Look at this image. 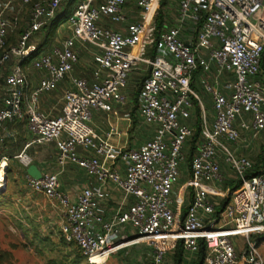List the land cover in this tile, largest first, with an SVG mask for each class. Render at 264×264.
<instances>
[{
    "label": "built area",
    "instance_id": "1",
    "mask_svg": "<svg viewBox=\"0 0 264 264\" xmlns=\"http://www.w3.org/2000/svg\"><path fill=\"white\" fill-rule=\"evenodd\" d=\"M16 1L28 9L18 41L1 56V61L14 56L18 63L6 76L0 128L8 119L26 118L30 138L24 149L53 142L61 167L72 163L99 182L83 185L71 197L61 190L57 173L43 172L39 178L25 174L32 190L59 207L63 239L74 243L90 264H106L110 255L120 250L126 254L139 243L148 246L147 264H163L178 241L190 256L198 250L199 240L204 242V264H264V164L247 175L255 161L234 154L226 144L245 140L242 133L256 139L264 131V83L259 78L264 0H177L175 16L170 5L162 8L172 17V24L165 22L161 30L156 19L161 0H134L137 20L123 30L107 26L104 20L126 21L128 0H80L67 19L70 35L61 46L31 62L42 75L27 101L26 116L21 105L28 78L21 63L37 55L31 38L56 17L67 0ZM10 2L0 6V51L19 22L17 12L9 17L4 14ZM188 22L195 28L183 39L181 32ZM77 43L97 49L91 81L72 75L79 60ZM140 65L145 78L137 108L142 121L158 129L131 148L112 142L119 135L114 127L102 134L96 131L90 125L91 109L111 112L115 105L126 106L129 97L123 89L128 73ZM197 71L200 85L211 97V128L202 100L192 88ZM67 77L71 87L63 91L60 114L44 115L38 110L37 96ZM195 106L199 109V140L190 157L188 179L175 189L181 173L186 172L182 168L186 145L196 129L186 121ZM4 137L1 133L0 141ZM219 153L240 183L216 212L229 190L222 185L227 179ZM13 158L25 168L32 162L24 150ZM8 159L2 155L0 163ZM107 181L123 194L109 218L102 206ZM233 237L242 238L241 244Z\"/></svg>",
    "mask_w": 264,
    "mask_h": 264
},
{
    "label": "rangeland",
    "instance_id": "2",
    "mask_svg": "<svg viewBox=\"0 0 264 264\" xmlns=\"http://www.w3.org/2000/svg\"><path fill=\"white\" fill-rule=\"evenodd\" d=\"M79 1L80 0H71L68 5V11L60 18L57 24H54L53 19L48 20L43 28L31 38V42L37 45L39 51L37 55L21 63L22 69L26 75H28V70H33L39 73L40 76L42 75L41 71L30 66L31 62L33 59L43 54H48L50 52V46L56 39L58 40L57 42H59L62 38H66L64 31L68 30L66 29L68 16L75 9ZM68 2L69 0L65 1L62 4L63 9L60 8L61 11L59 9L57 13H62ZM127 7L130 9L132 8L129 12L135 19L131 23H134L137 20L138 14V9L134 4V0H128ZM16 9L17 11L15 12H17L19 22L17 27L7 36L5 48L0 51V100L5 95L6 76L9 73L10 67L18 63L17 58L14 56H11L7 61H1V56L4 51L6 52L10 46L15 45L18 41L20 30L26 23L28 6H17ZM172 15L175 16V12H172ZM104 22L106 25L107 23H112L109 19L104 20ZM185 27L192 32L195 25L188 22L185 24ZM141 68L142 65L136 69H132L128 73L127 89L129 91V99L133 85L136 83L139 76L142 73L144 74ZM223 76H225V74ZM192 88L202 100L208 126L211 128L214 119V111L212 109L210 94L207 93L202 86L199 87L193 83ZM28 99L29 97L26 96V92L24 91L21 105L24 116H26V104ZM93 110L95 109H91V114ZM245 116L249 118V115ZM186 123L189 127L196 128L199 122L197 123L193 116L186 121ZM24 124L26 125V118L8 119L2 124L0 134L6 128H11L18 131V135L21 136V138L13 142L5 137L0 141V161L2 155L8 157L10 154L19 153L15 152V148L20 146L26 138L25 131L22 127ZM146 125L150 127L151 124ZM152 126L155 130L158 129L156 125L153 124ZM226 144L231 149V143ZM252 145L256 151L252 156L254 157L253 160H255L260 152L264 154V151H262L264 149V131L261 136H258L256 139L252 138L249 147H253ZM78 152L82 153V150L78 148ZM26 154L29 155L28 153ZM218 161L220 164L221 161L224 162L222 154H220ZM187 164V160H185L182 168L186 172L185 174L181 173L178 182L175 184V189H177L180 183L188 179L189 167ZM0 167H4V170H0V264H90L85 257L80 254L74 243L66 242L63 239L60 232V224L63 216L59 207L50 201L44 194L32 190L27 185L24 173L25 167L21 162L17 158L10 157L5 164L4 162L0 163ZM227 168L230 170L228 166ZM230 173L234 176L233 171L230 170ZM234 180L238 182L237 179L234 178ZM109 182L112 184L113 188L116 189L119 203L122 199V191L113 182ZM222 185L224 186V183H222ZM231 191L230 189L226 190V195L222 199H225L227 196L230 197ZM232 239L239 245L242 242V238L239 237H233ZM147 248L148 246L144 243L132 245L129 247V251L126 254H124L123 250H120L117 254L110 255L108 264H112L113 260L118 261V264H147ZM167 260L169 261V258Z\"/></svg>",
    "mask_w": 264,
    "mask_h": 264
},
{
    "label": "crops",
    "instance_id": "3",
    "mask_svg": "<svg viewBox=\"0 0 264 264\" xmlns=\"http://www.w3.org/2000/svg\"><path fill=\"white\" fill-rule=\"evenodd\" d=\"M7 1L9 0H0V6L3 7V5ZM17 6H18V1L11 0L10 7L4 11L5 16L7 15L8 17L12 16L13 13L17 11L16 9ZM60 8L63 9L62 6ZM127 8H128V11H127L128 18L126 21L121 22V23H109V24L107 23V26L113 29L123 30L129 23L133 22L135 19L129 12L132 8L131 9L129 7ZM64 32H65L64 34L65 37H68L70 35L69 29L67 31L65 30ZM190 33L191 31L188 30L184 26L181 32V37L183 39H186L188 36H190ZM63 40L64 39L62 38L59 42H57L58 40L56 39V41H54L53 44L50 46V50L53 47L61 46ZM76 48L79 52V60L77 64L75 65L72 75L78 76V77H86L89 81H91L92 69L94 66L92 57H93V53L97 51V49L90 44L85 45V44H80V43L76 44ZM142 75H145V74L142 73L139 77H141ZM200 76H201V73L197 71L194 74L193 79H192V83L199 87H201L200 82H199ZM40 77L41 76L39 75V73H36L33 70H28V75H27L28 84L25 89L27 97L30 98V95L32 91L34 90V88L36 87ZM263 78H264V74H263ZM221 80L219 81V83H221ZM127 86L125 89H123V93H125L128 96L129 91L127 89ZM70 87H71V83H70L69 78H65L62 81H60L53 90L40 93L37 96L38 110L44 115H47L50 117H55L59 115L62 104H63V99H62L63 91ZM134 90H135V84L132 87V91L130 92L129 103L126 106L115 105V107L113 108L111 112L93 110L91 114V120H90V125L101 134L108 131L110 127L116 128L117 131L119 132V135L114 136L112 138V142L118 145L125 144L127 147H131V148H137L138 146H140L143 142L150 139L152 135L154 134V132L156 131L155 128L152 126L153 124H151L149 127L142 121L140 112L137 108V100H134L131 97ZM193 116H194V111H193ZM127 117H129L130 120H127ZM128 125L130 127L127 130ZM22 127H23V130L25 131L26 138L23 140L20 146L15 148V152H21L24 150V152L28 153L29 156L32 158V162L30 165H34L40 174L43 172L57 173L60 184H61V190L63 192L73 197L82 188L83 185L88 184L91 186H97L99 184V182L97 181L95 177L87 175L83 169H81L80 167L72 163L67 162L64 166L61 167L56 162L57 153H56L55 144L53 142H46L43 144H32V145H29L26 149H24L25 144L30 138V133L28 132V129L25 124L22 125ZM7 129L8 128L3 130L2 132L3 136L5 135L6 138H9L13 142L21 138V136L18 135L19 134L18 131L11 129V128H9L8 130ZM242 136L245 138V140H241L236 144H231L230 145L231 150L236 155H243V156L253 159L254 157L252 156L254 155L256 151L253 145H252L253 147H249V145H251L252 138L247 132L242 133ZM186 146L188 147V144ZM12 155L14 156L16 155V153H13ZM220 165H221V170L226 175V179H234L230 173V170L227 168L226 164L221 161ZM27 168L24 169L25 174L27 173ZM107 182L103 185L104 197L102 201V204H103L102 206L105 210V213H104L105 218H109L112 215L118 203V195L116 194L117 193L116 189L113 188L110 182L109 183ZM146 252L148 254L149 252L148 248L146 249ZM109 259L110 257L108 258L106 264H108ZM112 264H118V261L113 260Z\"/></svg>",
    "mask_w": 264,
    "mask_h": 264
},
{
    "label": "trees",
    "instance_id": "4",
    "mask_svg": "<svg viewBox=\"0 0 264 264\" xmlns=\"http://www.w3.org/2000/svg\"><path fill=\"white\" fill-rule=\"evenodd\" d=\"M71 0H69V2L67 3L65 9L63 10V12L61 13H57L56 17L53 18V22L54 24L58 23L60 21V18L62 16H64V14H66V12L68 11V5L70 3ZM176 3L177 0H161L160 3V10L158 12L157 15V27L159 30H161L162 28H164V24L165 22H167L168 25L172 24V17L169 15L168 12L163 13L162 8L165 7L167 4L171 6V10H173V12L176 11ZM263 70V71H262ZM263 74H264V51L262 52V56H261V70L259 73V78L263 81L264 83V78H263ZM145 75H142L141 77H139V79H137L136 83H135V90L132 94V98L134 100L137 99V94L138 91L140 89L141 83L144 80ZM133 100V101H134ZM135 102V101H134ZM194 117L196 122H199V109L198 106H195L194 109ZM197 125V124H196ZM199 140V128L198 126L196 127L195 131L193 132L192 136L190 137V139L187 141L188 147H187V165L189 167V161H190V157L191 155L194 153L195 151V147H196V143ZM190 143V144H189ZM264 151V149L262 150ZM9 158L13 157L12 154H10L8 156ZM255 161V165L252 169V171L248 172L247 175L253 174L258 172L259 168L261 167L262 164H264V154L262 152H260L257 155V158L254 160ZM240 181L238 180L235 181L234 179H227L224 182V188H228L230 190L235 189L236 187H238ZM229 196L225 197V199H221L219 205L216 208V212H219L222 207L228 202L229 200ZM185 207H183V213H184ZM199 248L198 250L188 256L185 251L183 250V246H182V242L178 241L174 247V249L172 251H170L169 253H167L166 257H165V261L163 264H204V255H205V247H204V242L202 240H199ZM169 258V261L167 260ZM167 260V261H166Z\"/></svg>",
    "mask_w": 264,
    "mask_h": 264
},
{
    "label": "water",
    "instance_id": "5",
    "mask_svg": "<svg viewBox=\"0 0 264 264\" xmlns=\"http://www.w3.org/2000/svg\"><path fill=\"white\" fill-rule=\"evenodd\" d=\"M27 173L30 174L31 176L35 177V178L40 177V173L38 172V170L36 169V167L34 165H30L27 168Z\"/></svg>",
    "mask_w": 264,
    "mask_h": 264
}]
</instances>
